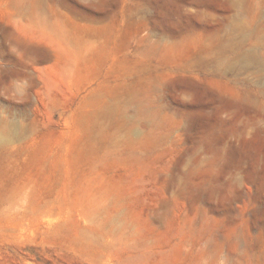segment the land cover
Masks as SVG:
<instances>
[{
    "label": "rangeland",
    "instance_id": "374dc122",
    "mask_svg": "<svg viewBox=\"0 0 264 264\" xmlns=\"http://www.w3.org/2000/svg\"><path fill=\"white\" fill-rule=\"evenodd\" d=\"M238 2L0 0V264H264V0Z\"/></svg>",
    "mask_w": 264,
    "mask_h": 264
},
{
    "label": "bare ground",
    "instance_id": "6f19581e",
    "mask_svg": "<svg viewBox=\"0 0 264 264\" xmlns=\"http://www.w3.org/2000/svg\"><path fill=\"white\" fill-rule=\"evenodd\" d=\"M235 2H237V3H239L238 1L239 0H234ZM241 1V0H240ZM257 2V1H256ZM230 3V2H229ZM262 3V2H261ZM236 4V3H235ZM235 6V5H234ZM255 6H256V4H255ZM238 7V6H237ZM241 9V8H240ZM236 10V9H235ZM257 10V9H256ZM239 11V10H238ZM240 12V11H239ZM238 12V13H239ZM236 15H237V13H236ZM239 15V14H238ZM242 16V15H241ZM240 16V17H241ZM260 17V16H259ZM242 19V18H241ZM242 21V20H241ZM247 24V23H246ZM246 26H248V25H246ZM261 26V25H260ZM241 28V27H240ZM263 30V29H262ZM245 58V57H244ZM6 136H7V134H6V131H2V130H0V140H2V139H6Z\"/></svg>",
    "mask_w": 264,
    "mask_h": 264
}]
</instances>
